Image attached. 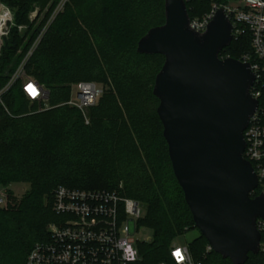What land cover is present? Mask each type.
I'll use <instances>...</instances> for the list:
<instances>
[{"label": "trees", "instance_id": "trees-1", "mask_svg": "<svg viewBox=\"0 0 264 264\" xmlns=\"http://www.w3.org/2000/svg\"><path fill=\"white\" fill-rule=\"evenodd\" d=\"M0 1L14 10L17 25L28 24L23 34L14 27L1 49V90L60 0ZM185 1L194 19L229 0ZM35 4L46 9L40 23L28 17ZM164 23L165 0H68L56 14L25 65L27 74L49 89L51 109L26 114L31 101L20 82L0 102V185L29 186L13 206L0 208V264H27L33 245L48 238L47 226L58 218L53 194L60 186L118 190L144 203L147 215L141 224L153 236L140 243L142 260L136 264H176L171 245L196 225L172 168L157 113L160 101L153 94L165 57L137 52L139 40ZM251 51L247 33L220 56L240 59ZM108 78L114 84L90 108L89 124L76 107L54 108L68 98L72 82ZM259 194L257 188L251 196ZM208 244L201 235L187 245L202 264H232L214 250L206 252ZM245 264H264V252L250 253Z\"/></svg>", "mask_w": 264, "mask_h": 264}, {"label": "water", "instance_id": "water-1", "mask_svg": "<svg viewBox=\"0 0 264 264\" xmlns=\"http://www.w3.org/2000/svg\"><path fill=\"white\" fill-rule=\"evenodd\" d=\"M233 24L217 9L204 32L191 27L185 0H165V23L138 42L140 54H162L153 94L175 177L196 227L214 252L245 264L260 252L257 219L264 195L251 194L258 176L244 157V130L257 109L247 62L220 53L233 40Z\"/></svg>", "mask_w": 264, "mask_h": 264}, {"label": "built area", "instance_id": "built-area-1", "mask_svg": "<svg viewBox=\"0 0 264 264\" xmlns=\"http://www.w3.org/2000/svg\"><path fill=\"white\" fill-rule=\"evenodd\" d=\"M67 1L60 0L46 27L63 10ZM220 7L224 8L232 21L233 39L247 33L251 37L252 51L244 53L239 60L249 63L255 73L250 92L258 100V106L244 130L246 148L243 155L253 165L258 176V188L264 195V104L260 103L264 88V0H229L223 5L214 4L203 17L191 19V27L199 32L206 31ZM40 15V9L37 8L30 15L31 22ZM14 27L20 31L25 28L17 25L14 10L0 1V54L5 39ZM36 46L35 43L0 90V102L3 103V95L16 82H20L31 102H38L43 109L48 107L49 89L25 70L27 60ZM102 94L103 88L96 82H79L67 104L78 108L89 124V110L97 104ZM122 186L120 184V188ZM12 201L13 193L7 186L0 189V208H8ZM53 210L58 218L48 224V238L33 245L27 256V264H136L142 260L139 245L142 243L141 219L145 209L140 201L122 195L118 190L60 186L53 194ZM257 227L261 233L260 251L264 252V219H257ZM145 240L149 241L150 237L147 236ZM212 250L208 244L206 252ZM171 257L176 264H202L195 260L187 244L173 243Z\"/></svg>", "mask_w": 264, "mask_h": 264}, {"label": "rangeland", "instance_id": "rangeland-1", "mask_svg": "<svg viewBox=\"0 0 264 264\" xmlns=\"http://www.w3.org/2000/svg\"><path fill=\"white\" fill-rule=\"evenodd\" d=\"M42 4V3H41ZM215 4V3H214ZM213 4V5H214ZM212 5V6H213ZM40 4H38V5H36L35 4V7H34V9L29 13V19H30V15H31V13L32 12H34L37 8L38 9H40ZM41 11V10H40ZM45 11H46V9H43L42 11H41V15H40V17L36 20V21H34V22H31V20H30V23H40L42 20H44V18L46 17V15H45ZM53 15V14H52ZM52 15L50 16V18L49 19H51V17H52ZM54 20V19H53ZM52 20V21H53ZM49 21V20H48ZM47 21V22H48ZM27 25L28 24H25V25H23L25 28L22 30V31H20L19 29V31H20V33H24V31L27 29ZM47 25V24H46ZM50 25V24H49ZM48 25V26H49ZM48 26L46 27V29H45V31H44V33L46 32V30H47V28H48ZM44 27V28H45ZM44 28H43V30H44ZM43 30L41 31V33L43 32ZM41 33L39 34V36H38V38H37V40H36V45L39 43V41L42 39V37L44 36V33L41 35ZM40 35H41V37H40ZM39 37H40V39H39ZM9 38V37H8ZM8 38H6L5 39V41L8 39ZM5 43V42H4ZM4 45V44H3ZM35 45V44H34ZM3 47V46H2ZM101 88H103V91L104 90H108V89H110V88H112V86H113V82L114 81H112V80H110V78H108L107 79V81L105 82L104 80H96L95 81ZM77 83H78V81H75V82H72L71 84H70V91H69V95H68V98L66 99V100H64V101H60V102H58V103H56L55 105H53L54 106V108L55 107H58V106H70L69 104H67V102L72 98V96H73V94H74V90H75V86L77 85ZM150 84V83H149ZM154 84H155V82H154ZM103 95V94H102ZM102 95H101V97H102ZM101 97L99 98V100H98V102H97V104L99 103V101H100V99H101ZM51 104H48V107H46L45 109H51ZM27 113L26 114H33V113H35V112H37L38 110H43V107H42V105L41 104H37V105H34L33 104V102H31V103H28V105H27ZM120 184H122L123 185V182L121 181L120 182ZM5 186H3V185H0V189H3ZM7 188L13 193V201H12V203H11V206H13L14 204H15V202L17 201V200H20L27 192H28V190H29V186L26 184V183H23V182H14V183H12V184H9V185H7ZM16 199V200H15ZM142 203V202H141ZM143 204V206H144V209H145V212H144V217L143 218H145L146 217V215H147V208H146V205L144 204V203H142ZM147 236H149L150 237V240H152V236H153V231H152V229H150V228H148V227H145V226H143V229H142V234H141V241L142 242H150V240L149 241H146L145 239H146V237ZM201 236V232H200V230L197 228V227H194V228H192V229H190V230H188L187 232H185V234H183V235H181V236H179V237H177L176 239H175V241L177 242V243H179V244H183V245H186V244H188V243H192L193 241H195L198 237H200Z\"/></svg>", "mask_w": 264, "mask_h": 264}]
</instances>
